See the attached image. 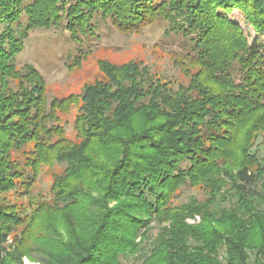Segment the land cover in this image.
I'll return each instance as SVG.
<instances>
[{
  "label": "trees",
  "instance_id": "obj_1",
  "mask_svg": "<svg viewBox=\"0 0 264 264\" xmlns=\"http://www.w3.org/2000/svg\"><path fill=\"white\" fill-rule=\"evenodd\" d=\"M234 11L263 39L250 44ZM98 19L123 33L165 21L188 41L172 57L185 80L103 60L81 93L49 102L38 69L15 62L29 33L65 21L79 41ZM0 24V264H134L154 222L143 264H264V0H0ZM52 163L64 168L39 197ZM188 187L205 199L177 204Z\"/></svg>",
  "mask_w": 264,
  "mask_h": 264
},
{
  "label": "rangeland",
  "instance_id": "obj_2",
  "mask_svg": "<svg viewBox=\"0 0 264 264\" xmlns=\"http://www.w3.org/2000/svg\"><path fill=\"white\" fill-rule=\"evenodd\" d=\"M75 2L76 0H68ZM32 0H24L28 5ZM229 19L241 26L250 44L256 39H263L258 36L250 24L246 21L240 11H234ZM27 15L23 12L21 18L22 27L27 22ZM16 33L19 32L17 25L13 26ZM7 29V25L0 24V32ZM169 26L165 21L153 23L145 27L140 33H123L117 30L110 20L98 19L96 35L80 36L79 41L75 40L72 33L66 28L64 21L60 26L51 28H37L29 33L25 41L24 50L16 57L15 62L21 68L25 65H32L43 75L47 91L48 101L54 97H64L71 93L79 94L84 86L94 82L101 77L102 73L99 63L103 60L114 64H122L131 60L144 62L153 75L163 76L166 80L178 83L185 80L184 74L175 65L173 56L187 51L185 47L188 41L182 35L167 31ZM75 110L64 117V125L69 138L75 139L74 131ZM264 135V133H262ZM260 160L264 159V138L261 136L252 149ZM64 166L59 163H52L50 166H43L35 183V194L43 198H51V187L56 174L61 173ZM194 196L204 200L206 195L198 190L183 188L181 195L177 198V204L187 203ZM237 197L232 195L223 207H230L236 203ZM264 210V205L261 206ZM190 224L200 223V217L187 220ZM161 225L158 222L152 223V229L148 233V240L141 246L139 253L129 261L134 264H143L144 259L150 255L152 242L158 236ZM140 239H138L139 241ZM11 243V241H10ZM225 253L221 259L224 261ZM252 258L251 262H253ZM24 264H42L39 260L33 261L27 257L23 258Z\"/></svg>",
  "mask_w": 264,
  "mask_h": 264
}]
</instances>
